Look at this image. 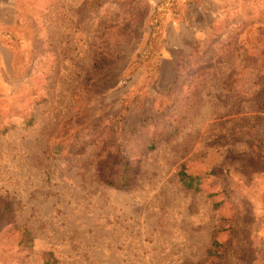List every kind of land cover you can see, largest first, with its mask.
<instances>
[{
  "label": "rangeland",
  "instance_id": "obj_1",
  "mask_svg": "<svg viewBox=\"0 0 264 264\" xmlns=\"http://www.w3.org/2000/svg\"><path fill=\"white\" fill-rule=\"evenodd\" d=\"M261 70L264 0H0V264H264Z\"/></svg>",
  "mask_w": 264,
  "mask_h": 264
},
{
  "label": "trees",
  "instance_id": "obj_2",
  "mask_svg": "<svg viewBox=\"0 0 264 264\" xmlns=\"http://www.w3.org/2000/svg\"><path fill=\"white\" fill-rule=\"evenodd\" d=\"M152 53H150V57H151ZM158 69V68H157ZM263 71V70H261ZM264 72V71H263ZM260 72L258 75V79L256 81V83L258 82V92H264V75H262ZM35 95V94H33ZM32 123V119L29 121V125ZM14 128V125H8L6 127V131L10 130ZM164 137V135H160L159 138ZM86 139H88V137H85ZM149 140V139H146ZM71 150H74L76 147H69ZM146 148L148 150H154L156 148V145L154 142H150L147 141L146 142ZM99 160H98V172L102 175L103 178H105L106 176H109V179L112 178L113 176V172H115V167L112 169H110V164L107 163V161H103V157L101 155V153L98 156ZM110 170V171H109ZM125 177H123V181H125ZM178 177V181L181 184V186L186 189L187 191H192L194 193H200L202 191V182H203V176L202 175H192L187 168V165L182 164L180 166V169L178 171L177 174ZM215 195H212V197H214ZM4 216V217H3ZM6 218L7 220H9V224L13 226V229H16L19 231L20 233V239H19V246H22L24 249H31L33 247V237L31 235V233L27 230V229H21L18 227V225L15 223V217H14V213H13V209L11 207L10 203H1L0 204V219L1 218ZM22 248V249H23ZM216 253V252H215ZM215 253H211L212 255H214ZM49 263V262H48Z\"/></svg>",
  "mask_w": 264,
  "mask_h": 264
}]
</instances>
